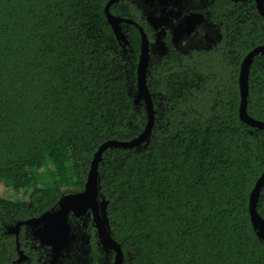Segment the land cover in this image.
Wrapping results in <instances>:
<instances>
[{"label":"trees","instance_id":"obj_1","mask_svg":"<svg viewBox=\"0 0 264 264\" xmlns=\"http://www.w3.org/2000/svg\"><path fill=\"white\" fill-rule=\"evenodd\" d=\"M109 1L0 0V264H42L27 227L19 238L8 228L83 189L102 143L145 130L146 103L135 100L141 34L126 24L124 47ZM110 10L153 39L135 0ZM211 12L220 29L212 47L170 45L151 59L148 139L108 148L99 163L124 264H264L249 209L264 171V129L241 119L239 84L243 59L264 45V16L255 0H217ZM247 110L264 121V52L250 68ZM257 210L264 217V184Z\"/></svg>","mask_w":264,"mask_h":264},{"label":"water","instance_id":"obj_2","mask_svg":"<svg viewBox=\"0 0 264 264\" xmlns=\"http://www.w3.org/2000/svg\"><path fill=\"white\" fill-rule=\"evenodd\" d=\"M119 0H110L106 7L105 13L108 21L112 25L114 32L118 39L122 40L123 45H130L128 36L123 30V23H130L136 25L141 34V48L140 57L137 66V94L136 102L143 99L146 103L148 111V122L145 130L136 138L131 140H117L111 139L102 143L91 164V168L88 173V178L85 186L82 190H71L65 192L58 201V207L45 211L39 216L31 217L22 221H19L16 225L10 226L8 231L18 234L22 225L38 227L34 232L36 239L41 244L49 245L52 248L54 257L61 255L63 250L69 246L75 238V234L72 230V225L69 221V214L73 212L76 216L84 214L88 209H91L95 213V222L100 237V242L104 250L115 251V261L113 264H124V252L122 246L117 242L111 232L109 225V219L106 214L107 201L103 198L99 191V163L103 156V153L111 147H123L133 148L141 146L150 134L153 122H154V109L152 96L147 85V70L151 62L150 54V41L147 32L137 21L133 19L125 18L115 15L111 12L110 6ZM233 1H245V0H233ZM259 12L264 16V0H255ZM159 42V40L157 41ZM264 52V45H258L253 48L243 59L240 70L239 84L241 92L240 102V117L243 121L251 126H255L259 129H264V121L258 120L249 115L248 97H249V73L255 56ZM264 184V171L257 180L250 197L249 209L251 215V221L258 236L264 241V217L257 210V202L260 195V190ZM98 210V211H97ZM97 212H100L97 218ZM27 259V256L20 250V257L18 261Z\"/></svg>","mask_w":264,"mask_h":264},{"label":"flooded vegetation","instance_id":"obj_3","mask_svg":"<svg viewBox=\"0 0 264 264\" xmlns=\"http://www.w3.org/2000/svg\"><path fill=\"white\" fill-rule=\"evenodd\" d=\"M216 1L217 0H135L142 8L147 22L153 29L154 37L152 39L146 28L142 25L150 41L151 59L156 54H164L169 49L170 45L178 50L188 52L191 49H207L217 43L220 40V29L218 23L211 18V15H213L211 8L215 5ZM126 24L130 23L125 22L122 26L124 32L128 36ZM158 40L159 42H157ZM126 46L129 45H124V47ZM71 190L79 191L82 189ZM59 200L60 198L58 201ZM58 201L51 209L58 207ZM99 214L100 212H97V218ZM95 216V213L91 209H88L80 216H76L73 212H70L69 221L73 227L72 230L75 234V238L70 242L69 246L63 250L61 255L57 257H54L52 248L49 245L41 244V242L36 239L34 232L37 231L38 227L35 225L31 227L24 226H26L29 231L28 235L31 244L36 248H40V251L44 253L38 258L42 264H113L115 261V251L113 249L106 251L102 247L96 227ZM93 229H95V233L97 234L98 240L96 246L98 247L97 250H100L99 253H96V248H94L92 244ZM19 231L18 234H16L18 238ZM112 255H114V257L110 261V256ZM29 263H31L30 260Z\"/></svg>","mask_w":264,"mask_h":264},{"label":"rangeland","instance_id":"obj_4","mask_svg":"<svg viewBox=\"0 0 264 264\" xmlns=\"http://www.w3.org/2000/svg\"><path fill=\"white\" fill-rule=\"evenodd\" d=\"M156 55H157V54H156ZM156 55H155V56H156ZM155 56H154V57H155ZM154 57H153V58H154ZM0 190H1V192L4 194L6 189H5V188H3V189L1 188ZM8 192L12 193L11 190H8Z\"/></svg>","mask_w":264,"mask_h":264}]
</instances>
